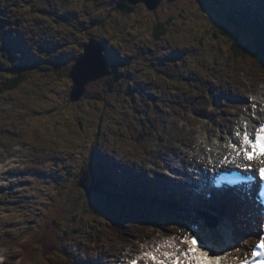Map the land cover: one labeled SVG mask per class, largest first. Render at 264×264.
Here are the masks:
<instances>
[{"label":"rangeland","instance_id":"374dc122","mask_svg":"<svg viewBox=\"0 0 264 264\" xmlns=\"http://www.w3.org/2000/svg\"><path fill=\"white\" fill-rule=\"evenodd\" d=\"M120 2L0 0V166L7 159L19 162L0 186V236L3 226L11 230L15 221H26L27 227L34 220L40 236L58 246L47 251L42 247L43 251L63 256L72 251L78 264H89L92 255L93 262L116 256L118 264H129L143 242L161 240L177 230L175 225L170 227L174 231L156 225L166 217L154 213L158 205L149 203L146 211L140 203L138 209L144 213L123 219V237L114 239L120 223L107 225L109 208H101L106 203L101 195L86 193L81 170L91 162L104 169L113 165L123 188L143 183L140 176L150 166L165 174L161 159L167 158L166 167L181 164L182 148L192 140L189 135L202 131L197 124L205 120L215 133L229 120L237 122L243 112L258 108L254 97L264 90V74L237 70L242 64L218 50L227 44L218 35V27L229 24L226 18L237 17L244 40L264 35V0H164L152 12L136 4L129 14L118 9ZM167 20L166 32L157 36L155 27ZM91 38L105 45L112 75L89 83L78 100L70 101L73 82L68 68L83 56ZM45 54L52 55L53 63L44 65ZM19 67L23 80L10 88ZM216 76L224 80L219 84ZM235 79L238 85H230ZM231 92L232 108L229 103L224 108L220 102ZM237 97L241 100L236 107ZM152 124L155 129L149 136ZM215 138L226 147L227 139ZM15 199L25 208H14ZM21 210L27 212L25 217L18 214ZM183 218L181 234L198 216ZM138 220L146 225L137 226ZM94 228L99 232L90 231ZM226 230L233 235L232 227ZM241 233L238 236L249 237L252 244L257 240ZM9 248L0 244V264H30L21 259L18 247ZM39 262L49 264L51 257Z\"/></svg>","mask_w":264,"mask_h":264},{"label":"bare ground","instance_id":"6f19581e","mask_svg":"<svg viewBox=\"0 0 264 264\" xmlns=\"http://www.w3.org/2000/svg\"><path fill=\"white\" fill-rule=\"evenodd\" d=\"M11 21L16 22L15 20H11ZM258 21L259 23L262 24V21L260 20ZM6 22L9 23L10 21H6ZM25 35L26 37H28L29 33L25 32ZM47 61H51L53 63L52 55L47 57L45 54V59L43 61L44 65ZM75 62L76 61H73L71 67L68 68L70 69V72H71V68L74 67ZM47 64L49 65L50 63H47ZM42 69H45V67L42 66ZM243 69H247V67L244 66ZM70 72L68 73L69 78H70ZM223 80L224 79L222 80L217 79L216 81H218V83L220 84L221 81ZM230 85H238V81L235 84H230ZM70 94H72V92ZM74 96L77 97V95H74ZM234 98L235 96L231 92L229 93L226 100L220 103L225 108V106H228V103L229 105H233ZM255 98L257 99L262 98V101H264V90L263 91L261 90V92L255 96ZM240 100H241L240 97L236 98V101H235L236 107L240 104ZM207 103L208 102H206V105ZM259 104H260V101H259ZM252 112L253 110L251 111L248 109L247 113L243 112L244 115L242 118H237V122L229 120L227 123L218 127L215 133H212L211 132L212 130L210 131L206 127L207 122L205 120H202L204 121V124L199 123L196 125V127H198L196 129H201L202 131L201 132L198 131L195 137L189 135V137L192 138V140H187L185 142V145L182 148L183 151H182V154H180V159L184 161H181L180 162L181 164H176V163L171 164V165L168 164L166 167L165 165L167 164V158H162L160 162L162 164L163 169L165 170V174H160L161 172H156L153 166H150V168L147 171L143 169V172H144L143 174L145 175L143 176V174H141L140 176L141 179L144 180L143 183L138 184L139 183L138 181V183L135 182L133 184V189H134L133 193L139 195V200L141 201L143 208L146 209L149 203H152V205L156 204L155 206L158 205V207L155 208L154 213H161V212L164 213L166 215V218L164 221L165 223L167 222L166 220H168L169 218L175 219L180 214H183V213L188 214V212L192 211V207H195V206H201V208L210 209L211 207L210 205H208L209 203H206L205 201L202 202L200 197L198 199V196L201 195L199 194L198 190L201 189L202 184H203L199 176H201L202 178H208L210 176V174L212 173V169H214L213 165L209 163L211 159H214V161L219 160L218 164H221L223 167H225L227 165L221 161L222 157L228 156L231 158L232 157L237 158V155H236V152L230 150L229 148L230 142L228 143V147H226L227 149L224 147V145L215 144L214 142L212 145L213 147L212 151L210 152L207 151V146H210V145L207 144L205 146L206 149L204 148L203 143L205 142H203V137H207V140L211 139L212 141V138H213L212 136H218L220 138V137H223L222 134H226L227 136L225 137L227 140L231 136L230 138H234V140L233 139H230V140L236 143L238 140L237 132L240 130L244 131L246 128L244 125V122H248L247 126L250 131H256V128H258V126L255 127L253 123L259 122V120H262L261 122H264V116L262 118H257L253 115ZM261 112H264V110H261V107H260L257 113L260 114ZM254 114H255V111H254ZM239 121H242V123H240ZM152 129H155L153 124L150 127L151 132H149V136L152 135V131H153ZM8 133L11 134L12 132H8ZM7 137L9 136L7 135ZM171 159L178 160V158H171ZM16 161H17L16 159H7L0 166V182L1 183L3 182V180L6 179V177L8 176L7 174L15 173L14 171H12V165ZM17 163L19 162L17 161ZM218 164L215 167L218 168ZM17 168L20 170V167L18 165H17ZM167 171L173 172V175H170ZM149 172H152L153 174ZM83 177H84V174H82V178ZM174 194L180 195V197H182L183 199L181 201H176L173 198ZM150 195L153 197L154 196L162 197L161 199L163 200L158 199V198L152 199L149 197ZM22 203H23L22 201L15 199L12 205L14 204V208H18L17 210H20L22 208H25V206L22 205ZM212 205L217 207L218 210L222 212L223 215H224V212L227 213L224 216H225V221L228 222V224L220 223V226H218L217 228L211 229V230L208 229L209 231L208 235H206L205 230L199 231V234L197 235L200 236L203 241L206 240V243L208 244V247L209 249L212 250V252H215L225 257L221 261H225L227 263H232V264L238 263V261L232 258L233 257L243 258V255L248 251L249 247L251 246L250 245L251 242L249 241L250 240L249 237L245 240L246 236H244L243 238H240L237 233L243 232L244 234H250L248 236H252L253 238L259 236L260 229H261V225H260L261 219H259L257 215L260 209L259 205L256 204L255 201L251 200L250 195H248L244 199L236 200V201H232L231 199H229V201L227 200L226 202H218V200H215L213 201ZM163 208L164 210L169 212L171 215L165 213L163 211ZM21 211H19L18 214L22 216L26 215L27 212H23V211L21 212ZM140 213H144V212L141 211ZM37 216L39 217L40 215H37ZM155 222H157L156 225L165 226L164 223H161L159 221H155ZM120 225L123 228V224L121 223ZM229 226L232 227L234 230V233L232 236L231 234L229 236L228 230H226ZM14 229H16V227L12 228L11 230H7L8 232L0 237V241L2 242V244L5 245V244L12 243L10 242V238L13 236V234H10V232H14L15 231ZM179 231L180 229L177 230V233L180 235L181 233ZM258 231L259 233H257ZM181 235H184V234H181ZM190 235L191 237L195 235L192 233V230L190 232ZM219 236L221 238V241L218 243ZM44 238L41 240L43 245L45 244V242H48L46 238L45 239ZM229 238L234 243V246L230 244L231 242L229 241ZM180 243L181 242L179 241V244ZM181 245L185 246V244L183 243H181ZM168 247L169 246L167 245L166 248L168 249ZM177 247L178 245H174L172 248H177ZM132 248L136 249L137 246L132 245ZM237 249H241V250L238 251ZM70 252L73 253L72 251H69L67 253H70ZM110 257L112 258V260H106V257H105L104 258L105 262L102 263L103 262L102 260L98 262L96 261L93 262L94 256L92 255L89 264H118L116 256H110ZM130 260L131 261L135 260V258L134 259L132 258Z\"/></svg>","mask_w":264,"mask_h":264},{"label":"trees","instance_id":"16d2710c","mask_svg":"<svg viewBox=\"0 0 264 264\" xmlns=\"http://www.w3.org/2000/svg\"><path fill=\"white\" fill-rule=\"evenodd\" d=\"M216 1V0H215ZM160 5V4H159ZM118 9L124 13L129 14L134 11L135 7L134 5L130 4L128 0H121V2L118 5ZM229 24L226 28L218 27L219 36H223L225 38V41L227 44L223 47V50L221 48H218V50L223 54V56L228 57V60L235 61L236 63H240L243 66H246L250 70H252L255 73H262L264 72V35H260V37H257V39H247L244 40L240 37L238 25L236 23V18L233 19H227ZM236 24L235 27H233V24ZM169 24V21H164L163 23H160V25L155 27V32L157 33V36H161L166 32L165 25ZM216 30V29H215ZM216 34V33H215ZM158 38V37H157ZM244 40V41H241ZM223 51V52H222ZM218 60V57L216 56L215 60ZM18 77L12 80V87H16L17 84H19L23 80V75L21 71H17L16 73ZM7 88L6 90H8ZM156 124V123H155ZM150 131V129H147ZM151 132V131H150ZM100 167H89L87 166L83 173H85L84 177H81V185L86 189V192L88 194H94L99 193L100 195L104 196L108 202L112 203H118L121 205L122 212L126 211L123 207L124 201L127 200L126 196L122 198V195H126L122 191H118V193H114L109 195L106 191L107 188L114 187L117 183V175L112 167H109L111 169L104 171L102 168V165L95 164ZM113 169V170H112ZM124 199V200H122ZM112 205V204H111ZM114 207V206H112ZM118 214L123 216V213L116 210ZM26 215H23L22 217H25ZM119 220V219H117ZM26 222V221H23ZM20 221H15L16 223V230H19L21 234L14 235L10 238L9 245L11 248L9 250H12L14 246L18 247L20 251L22 252V258H25V261H27L30 264H41L42 259H48L51 257V262L49 264H77L76 256L74 253H65L66 255H62L59 252H54L50 254H47L45 251L49 250L50 248H54L55 245L50 244L49 242H45L43 245L42 239L43 237L40 236V232L38 230L37 223L35 224L34 220H30L28 222H32L31 224H27V227H23L24 224ZM14 223V224H15ZM110 225H114L113 222L110 223ZM94 232L96 229L93 230ZM117 235L122 236V227L119 225L118 230L116 231ZM115 235V234H114ZM45 251H43V248ZM44 264V263H42Z\"/></svg>","mask_w":264,"mask_h":264},{"label":"snow or ice","instance_id":"6c2138e0","mask_svg":"<svg viewBox=\"0 0 264 264\" xmlns=\"http://www.w3.org/2000/svg\"><path fill=\"white\" fill-rule=\"evenodd\" d=\"M241 135V133H237ZM234 151H236L237 157L243 156V159L251 162L258 157H264V124L259 125L255 131L254 140L250 139L248 131H244L242 134V143L237 146L235 143L229 145ZM250 149V150H249ZM227 160V157H225ZM247 167L250 168V165ZM259 179L264 181V168L258 170ZM181 243L186 244V249H179L174 253H164V259L158 258L153 252H145L144 255L152 262V264H165L166 260H170V264H220L221 260L225 257L212 252L207 248V245H198L197 238L186 237ZM257 248H264V237L259 239ZM207 249V250H204ZM240 251L241 249H237ZM157 251H159L157 249ZM257 255V253H253ZM259 255H264V252H260ZM232 259L239 262V264H248V259L241 257H233ZM131 264H137L136 260H132Z\"/></svg>","mask_w":264,"mask_h":264},{"label":"water","instance_id":"95a60500","mask_svg":"<svg viewBox=\"0 0 264 264\" xmlns=\"http://www.w3.org/2000/svg\"><path fill=\"white\" fill-rule=\"evenodd\" d=\"M128 1L134 6L139 3L143 4L149 11H153L162 0ZM103 52V45L94 42L92 39L84 46L83 56L76 60L74 67L71 68L70 78L73 82V89L70 95V101L78 100L89 83L104 79L111 75V72L107 69ZM74 95H77V97Z\"/></svg>","mask_w":264,"mask_h":264},{"label":"clouds","instance_id":"9594fccd","mask_svg":"<svg viewBox=\"0 0 264 264\" xmlns=\"http://www.w3.org/2000/svg\"><path fill=\"white\" fill-rule=\"evenodd\" d=\"M156 10V9H155ZM149 11V10H148ZM154 11V10H153ZM150 12H152V11H150Z\"/></svg>","mask_w":264,"mask_h":264}]
</instances>
